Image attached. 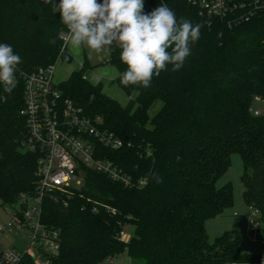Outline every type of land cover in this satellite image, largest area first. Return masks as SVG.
Segmentation results:
<instances>
[{
  "label": "trees",
  "instance_id": "16d2710c",
  "mask_svg": "<svg viewBox=\"0 0 264 264\" xmlns=\"http://www.w3.org/2000/svg\"><path fill=\"white\" fill-rule=\"evenodd\" d=\"M162 2L178 19L203 25L182 69L173 72L169 65L147 89L124 87L120 75L126 65L113 46L105 63L118 71L112 83L131 97L126 105L103 93L101 82L85 78L88 61L59 85L66 98L86 115L101 116L122 139L119 151L105 152L137 184L125 187L87 170L67 208L46 200L43 222L61 234L60 255L52 264H103L124 255L134 264H264V243L261 256L247 255L238 231L213 241L206 233L207 221L234 204L232 184L218 188L217 182L229 170L231 156L239 154L243 200L259 210L264 235V113L251 111L257 98L264 102V16L229 26L202 15L190 0H144V12ZM65 30L59 14L43 0H0V43L22 58L12 93L0 85L2 205L21 204L22 195L35 194L39 156L25 148L20 76L55 64L57 57L72 63L60 37ZM53 38L56 43L49 44ZM158 101L162 106L150 117ZM128 225L134 234L125 241L119 233ZM19 264L37 263L27 254Z\"/></svg>",
  "mask_w": 264,
  "mask_h": 264
},
{
  "label": "built area",
  "instance_id": "2783aa9c",
  "mask_svg": "<svg viewBox=\"0 0 264 264\" xmlns=\"http://www.w3.org/2000/svg\"><path fill=\"white\" fill-rule=\"evenodd\" d=\"M190 1L199 6L202 15L209 19H221L229 26L264 16V0ZM66 32L60 35L63 42ZM66 50L63 43V51ZM55 71L56 64H51L20 76L25 83L24 106L20 112L27 127L25 148L39 156L38 183L34 195L21 196V209L13 216L16 220L8 224L10 230L17 225L20 229L28 228L31 231V243L24 250L2 251L0 264H19L27 254L34 257L37 264L38 260L43 264H52L53 258L60 255L61 234L43 222V205L46 200H50L61 208H67L76 190L83 187L87 170L104 175L125 187L137 184L105 152L106 149L119 151L124 145L122 139L105 127L101 116L86 115L63 95L60 84L54 81ZM256 102L263 101L257 98ZM251 111L256 115L261 113L254 108ZM105 208L110 214H117L116 209ZM249 209L250 223L255 231H259L260 212L254 207ZM119 237H125L124 230L119 233ZM31 248L36 256L30 252ZM107 261L111 263L112 260Z\"/></svg>",
  "mask_w": 264,
  "mask_h": 264
},
{
  "label": "clouds",
  "instance_id": "9594fccd",
  "mask_svg": "<svg viewBox=\"0 0 264 264\" xmlns=\"http://www.w3.org/2000/svg\"><path fill=\"white\" fill-rule=\"evenodd\" d=\"M58 13L66 27L64 46L86 48L95 53L120 49L126 70L120 75L124 87L149 88L162 71L176 72L191 55V46L201 36V23L178 19L173 9L161 3L144 12V0H43ZM56 40L50 39L49 44ZM59 60V57H57ZM22 58L13 47L0 43V85L11 94L17 85V68ZM90 99H94L90 97ZM157 183L162 178L151 173Z\"/></svg>",
  "mask_w": 264,
  "mask_h": 264
},
{
  "label": "rangeland",
  "instance_id": "374dc122",
  "mask_svg": "<svg viewBox=\"0 0 264 264\" xmlns=\"http://www.w3.org/2000/svg\"><path fill=\"white\" fill-rule=\"evenodd\" d=\"M113 47V46H112ZM112 48L108 51L95 53L86 48L67 47V54L73 59L72 63H66L63 60H58L56 64V71L54 81L56 84H61L66 81L72 72L79 70L81 64L88 61L90 69L87 72V79L92 83L101 82L104 86V93L111 96L122 104H127L128 96H126L115 84L112 82L118 75V71L106 64L105 61L109 59ZM162 102H156L149 110V116L153 117L161 108ZM253 108L264 113V102H254ZM243 174V162L239 154L231 156V166L229 170L218 180L217 187L221 188L228 183H231L234 190V204L232 207L226 209L222 215L207 221L206 233L210 241L225 232L238 231L241 239L242 254L261 256L263 254L264 235L262 231H255L252 227L251 212L249 207L244 203L243 191L244 187L241 182ZM31 203V202H30ZM19 203L9 206L2 205L0 201V251L5 250H24L31 243V231L28 228L20 229L14 226L12 230L8 227L11 221H15L16 211H20ZM236 214V215H235ZM125 241H129L134 234V227L131 225L124 227ZM30 252L36 256L33 248ZM39 264H43L38 260ZM103 264H134L127 256H119L112 259L111 263L106 261Z\"/></svg>",
  "mask_w": 264,
  "mask_h": 264
},
{
  "label": "crops",
  "instance_id": "0c3cea01",
  "mask_svg": "<svg viewBox=\"0 0 264 264\" xmlns=\"http://www.w3.org/2000/svg\"><path fill=\"white\" fill-rule=\"evenodd\" d=\"M83 66V64H81V67ZM80 67V68H81ZM103 89H104V86H103ZM103 93H104V91H103ZM111 97V96H110ZM113 98V97H112ZM115 99V98H114ZM131 99V97H128V101ZM117 100V99H116ZM120 102V101H119ZM121 103V102H120ZM128 103V102H127ZM124 105V104H123ZM126 105V104H125Z\"/></svg>",
  "mask_w": 264,
  "mask_h": 264
}]
</instances>
